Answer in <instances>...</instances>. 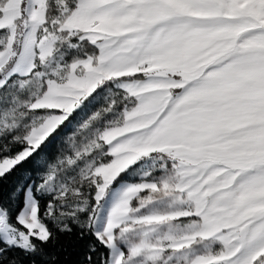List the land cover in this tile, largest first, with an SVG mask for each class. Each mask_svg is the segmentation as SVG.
Instances as JSON below:
<instances>
[{"label": "snow or ice", "instance_id": "snow-or-ice-1", "mask_svg": "<svg viewBox=\"0 0 264 264\" xmlns=\"http://www.w3.org/2000/svg\"><path fill=\"white\" fill-rule=\"evenodd\" d=\"M0 264H264V0H0Z\"/></svg>", "mask_w": 264, "mask_h": 264}]
</instances>
